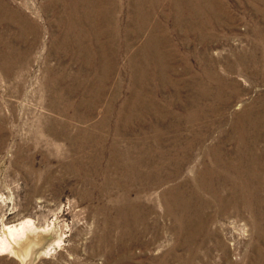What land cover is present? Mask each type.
<instances>
[{
  "label": "rangeland",
  "instance_id": "obj_1",
  "mask_svg": "<svg viewBox=\"0 0 264 264\" xmlns=\"http://www.w3.org/2000/svg\"><path fill=\"white\" fill-rule=\"evenodd\" d=\"M174 1L0 0V229L48 232L33 264H264V173L251 209L190 193L264 114V0ZM136 147L143 177L101 191ZM122 198L141 221L120 230Z\"/></svg>",
  "mask_w": 264,
  "mask_h": 264
},
{
  "label": "bare ground",
  "instance_id": "obj_2",
  "mask_svg": "<svg viewBox=\"0 0 264 264\" xmlns=\"http://www.w3.org/2000/svg\"><path fill=\"white\" fill-rule=\"evenodd\" d=\"M97 1L99 2V0ZM192 1L193 0H182L181 2L177 1V4H182L181 6H184V10L188 12V8L190 7ZM95 2L96 0H86V4L92 10V6ZM171 2L174 5L176 1L171 0ZM205 2H208V0H205ZM262 124H264V114L259 117L257 116L255 119H252L251 121L246 122L237 128L236 132L238 134L235 136V140L237 139L235 141L236 147H238L237 151L235 152L236 168L231 167L232 164L229 161L230 157H221L219 152H217L218 150L213 149V160L210 161L211 163L209 165L204 163L203 169L194 173L195 175L193 184L195 186H193L194 189H192L190 193L206 194L211 199L217 198L216 204L218 208H222L226 202H233L235 205H239V208L240 204H242L246 209H251V202L253 200L258 201V197L260 196L258 193L262 184V178L260 176L264 173V161H262V158L257 157L258 153L256 150H251L256 139L262 136L261 134L257 133L260 131ZM247 131H250L249 134H251V131L254 133L249 136L247 135ZM238 136H241L242 139H240ZM247 143L250 144V146L243 149L242 146H247ZM136 149L133 150L134 157L132 158L129 150L120 151L114 148L111 159H109L107 163L108 166H105L104 170H98L96 165V168L94 169L95 173H99L103 175L104 178H106V182L104 181L105 184L100 188L101 191L108 192L109 188L107 189V186L111 183L114 184L116 188H120L127 182L134 183L143 177L141 176L140 172L141 168L145 167L144 161L141 159L143 153L142 150L138 149L137 147ZM261 154L262 152L259 153V155ZM165 160L161 161V164L163 165L159 168L160 174H162V169L164 170L167 168ZM182 160L183 159L179 161L177 160L176 162L174 161V174L176 175L181 172L184 166V162ZM111 171L121 174V180L115 178L116 180L110 181L108 177H111ZM121 181H123L124 184H121ZM229 183V193H222V187ZM181 196L176 199V205L185 203L180 198ZM134 205L135 204H128L127 202L123 201V198L120 200V202L117 204V207L114 209L116 210V220L112 223L115 228L119 227L120 230H123L122 227L130 226L131 222L137 223L141 221V213ZM174 209H176V207ZM49 239L48 232L45 229L36 228L30 221L21 222L18 225L12 226L3 225L0 229V256L7 255L8 257H15L19 261V264H33L35 263V260H37V258L43 255L45 252L47 248L45 246L49 242Z\"/></svg>",
  "mask_w": 264,
  "mask_h": 264
}]
</instances>
